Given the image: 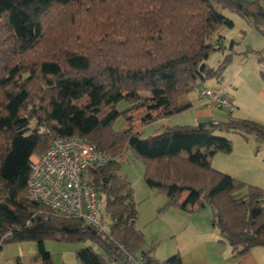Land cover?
Returning <instances> with one entry per match:
<instances>
[{"label":"trees","instance_id":"16d2710c","mask_svg":"<svg viewBox=\"0 0 264 264\" xmlns=\"http://www.w3.org/2000/svg\"><path fill=\"white\" fill-rule=\"evenodd\" d=\"M224 11L262 33L257 1L0 0V249L35 243L36 261L47 264L44 242H89L103 254L81 248L75 253L80 264H112L123 251L147 264H181L178 255L159 262L150 256L154 247L142 249L133 192L116 161L86 173L105 196L109 233L25 199L29 158L55 138L72 136L115 159L130 151L144 163L147 187L166 198L161 210L197 214L209 206L210 225L234 256L264 247V191L210 165L214 155L232 152L224 134L252 136L264 147V125L233 119L232 112L226 122L174 126L145 139L139 132L189 110L185 97L194 85L223 79L232 54L216 68L206 62L234 45L222 44L221 33L234 27ZM251 53L264 62L261 51ZM120 101L128 104L122 112ZM120 116L126 128L114 132Z\"/></svg>","mask_w":264,"mask_h":264},{"label":"crops","instance_id":"0c3cea01","mask_svg":"<svg viewBox=\"0 0 264 264\" xmlns=\"http://www.w3.org/2000/svg\"><path fill=\"white\" fill-rule=\"evenodd\" d=\"M258 2L264 10V0ZM238 17L241 18L240 16ZM242 20L246 23L245 25L242 24L240 27L242 28L241 30H243L242 36L236 35V37H233L235 39H232L229 43V45L231 42L234 43L232 50L230 52L225 50L221 53L222 56L227 53L232 54L231 65L226 68L221 81L208 80L206 82H211L212 86L206 87L211 89L225 88L228 92L234 88L238 80L239 84L248 87L250 97L245 103L241 98L237 100L233 98L232 95L231 97L228 94L231 102L236 110L240 111L243 106L246 107V105L249 104V107L247 106L245 109L257 111V117L254 118L244 115L243 118L252 119L264 125V80L261 78V73L264 72V62L259 64L257 58L251 53L252 51H261L264 59V27L262 28V33H260L248 21L245 19ZM244 30H246L245 33ZM221 36L224 48H228L229 45L227 47V42L230 40L229 32L223 31ZM242 53V59L236 60V57H240L239 55ZM249 56L254 57L258 65L257 68L259 69L257 72L259 79L256 78V74H254V77L251 74L249 75L246 72L245 65L242 64ZM247 80H252L255 83V89L246 84ZM236 90V92H238L239 88ZM189 102L191 103V108L187 110L186 113H189L193 117L195 123L221 120L219 116L217 117L216 109L205 107L203 100L198 95L194 101L190 100ZM251 106L255 108H250ZM168 119L169 118L163 121H169ZM237 141V145L243 149L237 161L238 164L235 166L236 169H233V167L228 168L227 164L220 165L215 161V158L222 154L214 155L210 159V165L212 168L214 167L215 170L223 171L225 174H229V176H233V178L243 183H249L264 189V186L260 183V177H251L264 176V153L260 155L261 157L257 156L260 149L264 147L260 145L257 139L253 142L249 141V139L243 142L240 138ZM255 148L257 153L255 152L253 154ZM223 156L225 157V155ZM225 159L229 160V158H223V161H226ZM240 171H242V173H240ZM165 203L166 198L161 196V208L164 207ZM164 211L165 214L163 217L165 222L158 232L148 239L149 242L156 245V250L154 249L150 255L154 260L162 262L174 255H178L181 264H264V247H254L243 256L236 257L233 255L232 248L221 240L218 231L213 229L210 225L212 213L208 207L204 209L203 212L197 214H187L177 208H168ZM136 221L137 212L134 225L135 228L142 233V231L136 227ZM89 244V242L82 244H66L46 241L44 242V249L49 254L50 258L47 264H80L76 259L75 253L79 249L89 246ZM142 249L147 250L144 249V246ZM37 253L38 247L35 243L28 242L5 245L0 249V264H43L39 260L36 261L35 257Z\"/></svg>","mask_w":264,"mask_h":264},{"label":"built area","instance_id":"2783aa9c","mask_svg":"<svg viewBox=\"0 0 264 264\" xmlns=\"http://www.w3.org/2000/svg\"><path fill=\"white\" fill-rule=\"evenodd\" d=\"M194 92L207 108L234 111L227 89H211L199 83ZM124 157V156H123ZM125 159V158H123ZM119 159L89 145L83 138L72 136L55 138L40 156L29 158V176L25 199L48 210L79 220L87 228L106 233L102 225L100 198L96 188L86 179V173L96 171ZM112 264H147L139 254L126 251Z\"/></svg>","mask_w":264,"mask_h":264},{"label":"rangeland","instance_id":"374dc122","mask_svg":"<svg viewBox=\"0 0 264 264\" xmlns=\"http://www.w3.org/2000/svg\"><path fill=\"white\" fill-rule=\"evenodd\" d=\"M246 1H257L258 2L260 0H246ZM223 14L228 19H230L234 24V27L232 29L226 30V32H229V34H230V40H228V42H227L228 43L227 47H228L230 41L232 39H235L233 37H236V35L242 36L243 30H241L242 28H240V27L242 24L245 25L246 23L244 20L239 18L237 15H235L233 13H229L228 11H224ZM245 31L246 30H244V33H245ZM239 56L240 57H236V60L242 59L243 53ZM222 59H223V56L220 52H214L210 55L209 59L206 62V65L209 68H216L218 63ZM242 64L245 65L246 72L249 75L251 74L254 77V74H256V76H257L256 78L259 79L258 72H257L259 68H257L258 65H257L254 57H252V56L247 57V59H245ZM223 76H224V74H223ZM258 82H259V80H258ZM246 84H248L249 87H252L255 89V86H254L255 83L252 80H247ZM203 85L205 87L206 86H212L211 82H206ZM238 88H239V91L236 92L237 91L236 89H238ZM250 90H253V89H250ZM228 94H229V96L232 95L233 98H235L237 100L241 98V100H243L245 103L249 100V97H250L248 87H246L245 85L239 84L238 80L235 83L234 88H232L230 91H228ZM196 97H197V94L194 92V90H192L191 92H189L186 95L185 100L194 101L196 99ZM251 98H252V96H251ZM247 106L249 107V104L246 105V107L243 106V108H241V111L236 110V108H235L231 117L233 119H242V120H250L248 118L247 119L243 118L244 115H248V116L254 117V118L257 117L258 112L255 110H248V109L246 110L245 108H247ZM127 107H128V104L125 101H120L116 105V110L119 112H122L125 109H127ZM257 107H258V105H257ZM250 108H255V107L251 106ZM186 112H183V113L169 117V119H168L169 121H163V120L162 121H155V122L149 123L147 125L141 126L139 129L141 137L144 139L149 138V137L159 133V131H162V129L170 128V127H174V126H195L197 123H195L193 121V117L189 113H186ZM216 112H217V117L219 116V118L221 119V120H219L220 122H226L229 119V114L227 113L226 110L216 109ZM251 121H254V120L251 119ZM175 123H177V124H175ZM125 128H126V119L124 116H120L111 126V129L114 132H119ZM136 128H137V126H136ZM223 136L232 142V152L228 155H225V157L223 156L224 154L219 155L217 158H215V161L218 162L220 165L227 164L228 168L233 167V169H236L235 166L238 164L237 161L239 160L240 155H241L240 153H242V149H243L237 145V142H238L237 140L241 138L243 140V142H245V141L240 135H237L235 133H228V134H224ZM248 139L251 142H253L255 140L254 137H252V136L248 137ZM250 145H251V143H250ZM255 152L257 153L256 148H255L253 154ZM262 153H264V148L260 149L259 154H257V156L261 157L260 155ZM123 156L122 157L125 159L121 160L122 159V157H121L118 161V163H119L118 175L125 178L126 181L130 184V187L132 189L133 197H134V203H135L136 212H137L136 227L139 230H141L143 233V239L145 242L144 243V249H149L151 247H154V249L156 250V245L152 244V242H149L148 239L150 237H152L153 235H155L158 232V230L162 227L163 223L165 222V219L163 217L165 214L164 213L165 211L161 210L162 206H160L161 205L160 204V198H161V196L163 197V195L160 194L157 190L150 189L149 187H147V185L144 181L145 167H144V163L142 161L136 159L135 156L130 151H127ZM223 158H229V160L225 159L226 161H223ZM213 169H214V167H213ZM220 172L225 174V172H223V171H220ZM240 173H242V171H240ZM248 173H244V174H248ZM227 175H229V174H227ZM251 177H260V179L262 181V182L260 181V183H261V185L264 186V176H251ZM244 184L251 185L249 183H244ZM251 186H253V185H251ZM260 189H261V187H260ZM96 190H97L99 198H100V212H101L102 225L104 226L105 232L109 233L111 222H110L109 215L107 214V211L105 208L106 199H105L104 194H102V192L100 190H98V189H96ZM262 190L264 191V189H262ZM246 192H247L246 187H244L240 190L241 195H243V194L245 195ZM207 207L209 208V206L206 205L205 208H203L199 213L203 212L204 209H206ZM100 234H102V233H100ZM102 236H104V235L102 234ZM89 246L92 247V249L96 253L101 254V255L103 254L101 252V250L96 245H94V244L90 245L89 244Z\"/></svg>","mask_w":264,"mask_h":264},{"label":"water","instance_id":"95a60500","mask_svg":"<svg viewBox=\"0 0 264 264\" xmlns=\"http://www.w3.org/2000/svg\"><path fill=\"white\" fill-rule=\"evenodd\" d=\"M86 229H87V230H91V228H89V227H87ZM92 233L94 234L95 232H94V231H92Z\"/></svg>","mask_w":264,"mask_h":264}]
</instances>
